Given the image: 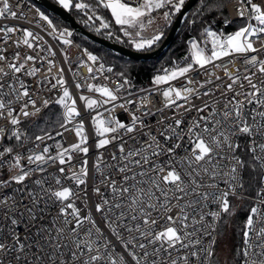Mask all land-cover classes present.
I'll use <instances>...</instances> for the list:
<instances>
[{"label": "snow or ice", "instance_id": "snow-or-ice-1", "mask_svg": "<svg viewBox=\"0 0 264 264\" xmlns=\"http://www.w3.org/2000/svg\"><path fill=\"white\" fill-rule=\"evenodd\" d=\"M230 2L55 0L138 53L183 24L180 52L138 88L133 65L0 0V18L39 29L0 26L30 50L0 47V264H264V0H234L226 31Z\"/></svg>", "mask_w": 264, "mask_h": 264}, {"label": "built area", "instance_id": "built-area-1", "mask_svg": "<svg viewBox=\"0 0 264 264\" xmlns=\"http://www.w3.org/2000/svg\"><path fill=\"white\" fill-rule=\"evenodd\" d=\"M9 3L11 4L12 6V9L14 11H19V10H23L25 12H27L28 14V20H32L33 17H34V11L32 12H28L27 10V6H25L24 4H21V7L20 9H17V4H20L21 3V0H9ZM28 3L29 5L30 4H34L36 5L34 2H32L31 0H28ZM37 7H39L38 5H36ZM226 10H227V16L231 17L234 21V23L232 25H229L227 26L226 28L229 29L228 31H232L235 29L236 27V22H238L239 18L236 17V14H235V7H234V0H232V2L228 3L227 7H226ZM4 24H7L9 26H12V25H17V26H23V27H31L33 28L34 31H39V29H35L34 28V25L32 24H27V23H24L23 21H18V20H15V19H3V18H0V26H3ZM2 33H0V37H2ZM20 35V33H16V34H13L12 36V39H10L7 44H3L2 40H0V47H6L7 48V52L5 53L6 55H8L9 57H11V55L15 52V51H19L21 53V55L23 56L26 52H30V50H28L26 47L24 46H21L19 49L16 48L15 46V43L14 41L18 38V36ZM41 35H44L43 32H41ZM45 39L48 40V42L53 46V47H56L57 46V42L56 41H53L50 37H47L45 35ZM76 43L79 45V43L77 42V40L75 39ZM39 49H37L35 52H31V54L35 55L36 52H38ZM79 51L80 49L79 48H76L74 47L72 50H71V55L73 58L77 57L79 55ZM43 55V54H41ZM57 62L59 63V59H57ZM37 66H39V61L37 62ZM224 67H227V68H230L232 69L233 71H235L236 69H239L240 72H243L244 71V68H245V65L243 64L242 60L237 58L235 60V65H233L232 63H229V58H224V64H223ZM67 64H65V68H66V76L68 78L71 77V72H68L67 71ZM73 71L76 70L75 66H73ZM83 72L86 74V69L83 70ZM218 74L223 76V72L222 71H218ZM113 80H115V76L112 77ZM33 81L31 80V78H29V83H32ZM69 82L71 83V79L69 80ZM151 86L149 87H146V88H150ZM75 91V90H73ZM138 94V93H137ZM153 104H157V100H156V96L154 95L153 96ZM158 106V105H157ZM115 115H118L122 120H126L128 117H127V114H125L122 110L120 109H117L116 112H115ZM56 139H60V137H57ZM76 138L73 134V132L71 131H68V132H64V138H63V143L65 144H70V143H73L75 142ZM49 143H51V141H49ZM111 150V149H110ZM90 157H91V153L89 154ZM105 155H107V153H105ZM89 164L91 166V159L89 160Z\"/></svg>", "mask_w": 264, "mask_h": 264}, {"label": "trees", "instance_id": "trees-1", "mask_svg": "<svg viewBox=\"0 0 264 264\" xmlns=\"http://www.w3.org/2000/svg\"><path fill=\"white\" fill-rule=\"evenodd\" d=\"M51 1L55 2V0H51ZM41 10L46 11L50 16L56 17L57 21L59 23L63 24L64 26L69 27L63 20H61L57 16L53 15L49 11H47V10H45L43 8H41ZM70 13L85 30H87V31L91 32L92 34H95V35H97L99 37H102L104 39H108L103 34H99L98 35L94 31H91L88 28H86L82 23H80V17L78 15H76L73 12H70ZM224 14L227 16L226 8L224 10ZM182 29H183V24H181V27L178 30L173 42L166 49L164 54L161 55L159 58L154 59V60H150V61H134V60L128 59V58H126V57H124L122 55H119V54H117L115 52L107 50L106 48H104V47H102V46H100V45H98L96 43H93L92 41H90L89 39L85 38L82 35H79V34H76V33H74V35H75V39L77 40V42L79 43V45L81 47H87L90 50H98L101 55H106L109 63L116 64V65H121V66L125 65L126 63L133 65L134 70L132 72V76L135 79L137 87L138 88H141V87L142 88H146L147 86L148 87L151 86L150 80H151V76H152L153 71H154V66H155V68H159L161 66V64H163L169 56H174V55H176L177 53L180 52V48L178 47V45H179L180 40H181V30ZM170 30H169V32H170ZM225 30L228 31L226 28H225ZM108 40H110V39H108ZM111 41L117 43L115 41V39H111ZM117 44H120V45H122L125 48H128L130 50H134L131 47L127 46L126 44H121V43H117Z\"/></svg>", "mask_w": 264, "mask_h": 264}, {"label": "water", "instance_id": "water-1", "mask_svg": "<svg viewBox=\"0 0 264 264\" xmlns=\"http://www.w3.org/2000/svg\"><path fill=\"white\" fill-rule=\"evenodd\" d=\"M39 7L49 11L53 15L57 16L61 20H63L71 29L74 30V33L84 36L85 38L89 39L93 43H96L107 50H110L112 52H115L119 55H122L128 59L134 60V61H150L159 58L161 55L164 54L166 49L170 46V44L173 42L178 30L181 27L182 23L176 24L174 23L173 28L170 30L168 34V38L164 41V43L156 49L152 53H138L134 50H130L128 48H125L124 46L117 44L111 40L104 39L102 37H99L95 34H92L91 32L85 30L78 22L77 20L71 15L70 12L67 10L61 9L55 2L51 0H31ZM190 3L192 6H195V0H190ZM192 8L189 7L188 11H190Z\"/></svg>", "mask_w": 264, "mask_h": 264}, {"label": "bare ground", "instance_id": "bare-ground-1", "mask_svg": "<svg viewBox=\"0 0 264 264\" xmlns=\"http://www.w3.org/2000/svg\"><path fill=\"white\" fill-rule=\"evenodd\" d=\"M227 29V28H226ZM227 30H229V29H227ZM148 87V86H147Z\"/></svg>", "mask_w": 264, "mask_h": 264}, {"label": "rangeland", "instance_id": "rangeland-1", "mask_svg": "<svg viewBox=\"0 0 264 264\" xmlns=\"http://www.w3.org/2000/svg\"><path fill=\"white\" fill-rule=\"evenodd\" d=\"M223 254V253H222Z\"/></svg>", "mask_w": 264, "mask_h": 264}]
</instances>
